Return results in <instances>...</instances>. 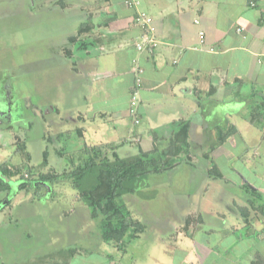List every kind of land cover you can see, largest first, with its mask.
I'll use <instances>...</instances> for the list:
<instances>
[{
	"label": "crops",
	"instance_id": "1",
	"mask_svg": "<svg viewBox=\"0 0 264 264\" xmlns=\"http://www.w3.org/2000/svg\"><path fill=\"white\" fill-rule=\"evenodd\" d=\"M140 13L156 29L158 44L150 53L134 48L142 31L133 17ZM4 16L10 29L36 34L37 52L49 60L39 70L59 81L50 87L41 74L38 107L28 116L35 122L18 129L26 168L61 174L92 147L115 154L162 150L184 132L188 145L176 141L173 149L188 148L186 160L172 170L198 164L203 183L235 184L240 197L216 211L223 227L214 241L216 228L205 227L201 207L194 205L199 211L187 215L198 216L199 224L190 219L170 234L180 255L175 264H264V0L253 8L247 0H0V21ZM20 18L26 23L21 27ZM135 67L142 70L138 123L129 115ZM61 80L69 84L65 94L57 88ZM51 115L68 126L55 130ZM9 144L0 141V163L13 167ZM35 144L43 156L38 163L31 156ZM73 150L82 154L72 157ZM223 161L229 176L220 170ZM0 195L2 214L12 200L2 188ZM205 196L200 191L189 199L204 203ZM111 249L117 254L110 247L108 264L114 263Z\"/></svg>",
	"mask_w": 264,
	"mask_h": 264
},
{
	"label": "rangeland",
	"instance_id": "2",
	"mask_svg": "<svg viewBox=\"0 0 264 264\" xmlns=\"http://www.w3.org/2000/svg\"><path fill=\"white\" fill-rule=\"evenodd\" d=\"M25 24L20 18L18 25L21 27ZM9 25L13 23H9V16H4L0 21V138L3 137L0 141L5 145L10 143L7 151L9 162L12 160L14 166L24 172L26 167L23 165V152L20 149L22 130L18 129L30 122L32 118L28 116L32 117L36 112L38 85L44 82L41 74H44L45 82L50 87H55L59 81L55 82L49 70H39V63L43 60L48 63L49 60L43 57L46 55L37 52L40 44L36 34L31 35L32 30L21 32L10 29ZM25 61L30 63L31 71L27 70ZM59 87L65 94L69 89L68 81L61 80L57 88ZM43 96L50 97V94ZM65 103L68 109L67 102ZM68 113V110H64L62 115L66 116ZM48 119L56 121L55 128L52 127L55 130L66 128L69 124L66 120L59 122L53 115ZM38 132L36 130L34 133L37 139ZM40 146L35 144L31 147L34 163L43 158ZM197 149L200 151V148H193L192 151ZM65 152L68 153L66 150ZM137 153L138 150L117 152L121 158L132 157ZM80 155L73 150L71 156ZM0 156V160L4 161L5 157ZM72 161L79 162H76V158ZM61 163L66 164V161L62 160ZM221 166L223 174H232L226 161ZM74 167V164L69 165L66 170L71 171ZM201 172L202 168L198 164H195V168L182 164L175 171L149 174L146 180L140 182L135 192L119 197L133 219L143 227V232L127 242L119 253L114 255V250L111 249L113 264H175L180 255L172 247L173 235L170 237V234L188 220L187 224L191 221L194 226L199 224L198 216L190 218L187 215L190 210L199 211L200 208L194 209V205L201 207L198 213L202 215L205 227L216 228L212 233L213 241L221 235L223 222L216 211L222 212L224 206H229L232 201L237 202L240 193L235 189V184L218 185L211 183L212 181L203 183L205 179ZM31 177L35 178V174ZM12 180L9 186L11 191H15L21 180L18 177ZM32 186L29 191H21L15 200L12 195L14 192H11L10 207L0 214V264H51V261L63 264L67 261L66 252L71 250L77 253L72 258L68 257V264H108L105 254L112 246L103 242L99 222L91 218L89 208L78 198L77 191L71 188L69 182L60 178L52 189L38 184ZM200 191L201 194H206L204 203L196 201L194 204L189 195ZM32 192L34 194L31 195ZM232 218V215L227 217L229 224ZM60 252L63 254L58 257Z\"/></svg>",
	"mask_w": 264,
	"mask_h": 264
},
{
	"label": "trees",
	"instance_id": "3",
	"mask_svg": "<svg viewBox=\"0 0 264 264\" xmlns=\"http://www.w3.org/2000/svg\"><path fill=\"white\" fill-rule=\"evenodd\" d=\"M176 141L181 147L188 145L185 144L183 132L182 137L177 134L172 139L167 149L140 151L137 155L125 158L119 157L114 151H104L106 147H93L85 151V157L71 171L56 175L35 173L30 168H25L23 172L21 168L0 163V188L17 194L30 190L29 187L37 184L52 189L60 178L65 179L77 191L78 198L87 205L91 218L99 222L103 242L113 246L119 253L127 242L137 238L143 231V227L133 219L126 206L119 201V197L135 192L140 182L146 180L149 174L171 171L181 161L186 160L184 156L188 148L173 149ZM34 174L35 178L31 177ZM14 177H18L21 182L15 191H11L9 183L12 184L11 179ZM66 253L68 256L64 257L68 261V257H74L77 252L71 250ZM62 254L60 252L57 256ZM67 261L63 264H68ZM51 264L57 263L51 261Z\"/></svg>",
	"mask_w": 264,
	"mask_h": 264
},
{
	"label": "built area",
	"instance_id": "4",
	"mask_svg": "<svg viewBox=\"0 0 264 264\" xmlns=\"http://www.w3.org/2000/svg\"><path fill=\"white\" fill-rule=\"evenodd\" d=\"M257 0H247V4L249 7L253 8L256 6ZM126 4L130 6H134L135 3L131 1H127ZM133 24L139 27L142 31L141 36L136 40L134 44V48L137 52H152L153 49L156 48L158 41L156 37V29L152 24V18L145 13L137 14L133 17ZM200 43L203 42V33L199 34ZM211 50V49H210ZM135 74L134 78V86L136 87L135 91L132 92L129 104V115L132 116L135 120V123L139 121L136 119V107H137V89L141 86V73L142 70L139 67H135L133 69Z\"/></svg>",
	"mask_w": 264,
	"mask_h": 264
}]
</instances>
